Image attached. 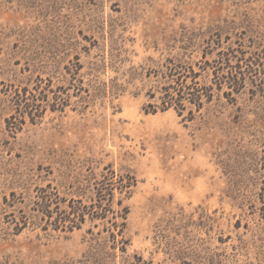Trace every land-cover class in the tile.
Masks as SVG:
<instances>
[{"label": "rangeland", "instance_id": "rangeland-1", "mask_svg": "<svg viewBox=\"0 0 264 264\" xmlns=\"http://www.w3.org/2000/svg\"><path fill=\"white\" fill-rule=\"evenodd\" d=\"M171 67L192 119L149 105ZM263 191L264 0H0V264H264Z\"/></svg>", "mask_w": 264, "mask_h": 264}, {"label": "trees", "instance_id": "trees-1", "mask_svg": "<svg viewBox=\"0 0 264 264\" xmlns=\"http://www.w3.org/2000/svg\"><path fill=\"white\" fill-rule=\"evenodd\" d=\"M226 58L227 57L223 55L222 69L216 67L215 64L213 65L214 68L216 67L214 69L216 75L215 84L217 85V88H221L224 83L229 84L228 86L230 88L236 92H240L245 86L246 71H243L242 73L241 71L235 72V69H225V63L230 62V58ZM224 60L226 61L224 62ZM219 69H221V71H219ZM186 72H182L178 67L170 68V72L165 75L167 81L162 87L160 94L151 95L152 98L158 99L159 102L158 104H149L150 106L155 107L153 112L174 108L179 115L185 116L184 111L188 109L189 119H192L194 118L196 111H201L206 103L213 100L215 86L202 85L195 76L189 75ZM240 72L243 76L239 75ZM11 123V118H9L8 124L13 128ZM14 128L17 129L16 126ZM132 185V179L128 178V180L123 183L122 188L129 189ZM260 198L263 203L261 209L264 212V191L261 192ZM51 202L52 198L50 199V202H46V206L42 209V212L47 218L48 224L53 225L56 229L69 228V230H73L74 228H79L81 223L86 220V216L91 215V211L87 205H84L81 202H76L74 199L70 200L63 208L60 206L59 202H57L54 207L50 204ZM99 208L104 212H107L108 210L105 206L103 207V205H99ZM123 218L126 217L123 216Z\"/></svg>", "mask_w": 264, "mask_h": 264}]
</instances>
